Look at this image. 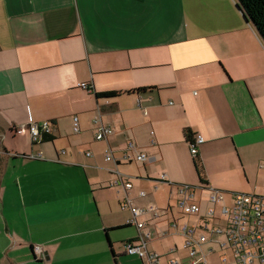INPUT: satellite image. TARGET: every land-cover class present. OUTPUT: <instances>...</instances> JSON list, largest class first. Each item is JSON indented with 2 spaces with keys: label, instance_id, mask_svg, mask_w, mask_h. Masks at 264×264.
I'll use <instances>...</instances> for the list:
<instances>
[{
  "label": "crops",
  "instance_id": "1",
  "mask_svg": "<svg viewBox=\"0 0 264 264\" xmlns=\"http://www.w3.org/2000/svg\"><path fill=\"white\" fill-rule=\"evenodd\" d=\"M143 88L152 90L134 92ZM106 92L131 93L95 97ZM43 122L52 141L16 131ZM100 123L113 134L97 142ZM185 130L203 139L205 189L227 188L217 174L242 169L257 181L264 170V43L234 0H0V264H142L124 253L137 235L121 233L133 225L106 193L116 169L135 163L123 160L129 142V155L160 165L154 189L192 183ZM163 217L145 222L161 230Z\"/></svg>",
  "mask_w": 264,
  "mask_h": 264
},
{
  "label": "built area",
  "instance_id": "2",
  "mask_svg": "<svg viewBox=\"0 0 264 264\" xmlns=\"http://www.w3.org/2000/svg\"><path fill=\"white\" fill-rule=\"evenodd\" d=\"M80 88L92 93V89L86 84H80ZM95 122H99L97 118ZM74 133L79 132L77 118H73ZM17 133L27 132L32 144L42 141L43 136H49L51 126L48 122L40 124L29 123L26 127H19ZM113 134L111 128L103 126L101 123L96 128L94 140L97 142L106 141ZM203 143L199 135H195L192 144L189 146V153L192 157L198 155V147ZM136 147L132 142L126 145L124 161H134L138 164L153 163L154 157H148L143 151H137L134 155L129 152L135 151ZM89 156V154H86ZM104 160L115 162L110 150L105 151ZM264 168L263 165H260ZM116 178L110 183V187H121L125 192L131 189L128 179L118 172H114ZM161 181H165V175L160 176ZM209 192L207 197L208 207L202 211L200 204L194 201V194L188 186L177 189L178 199L176 201L180 216L192 218L193 224L186 222L178 223L170 212H159L156 207L150 206L144 209L132 205L130 199L125 196L123 203L120 204L122 210H128L130 220L127 222L137 229V236L133 241L124 243V253L126 255L137 256L142 264H159L161 256L148 250L152 233L147 223L139 222V218L150 216L151 220L169 215L167 223L168 232L161 233L165 236L169 231H174L182 239V249L186 253L188 264H208V254L214 253L212 249L204 252L203 246L207 244L216 245L220 251H230L233 256L234 264H264V195L255 196L247 194H231L229 207H222L219 215H216L214 208L224 200L223 194L213 189H206ZM143 192L139 197H144ZM227 217V220L223 218ZM40 246H33L35 256H41ZM177 249H170L167 255L176 254ZM36 260V257H35ZM223 258L221 263L226 264ZM180 260L169 259L167 264H179Z\"/></svg>",
  "mask_w": 264,
  "mask_h": 264
},
{
  "label": "rangeland",
  "instance_id": "3",
  "mask_svg": "<svg viewBox=\"0 0 264 264\" xmlns=\"http://www.w3.org/2000/svg\"><path fill=\"white\" fill-rule=\"evenodd\" d=\"M236 7V4H235ZM237 9V7H236ZM238 10V9H237ZM62 129L65 131V135H72L71 131V123L68 121H63L62 122ZM94 149L90 150L91 153H97L98 156H101V160L103 159V153L102 155L100 154V151H102L103 144L102 143H94ZM233 158L235 162L237 163L238 166L241 165L240 163V157L237 154L236 151L233 153ZM261 165L264 167V162H259ZM141 164L135 165V163L128 164V165H121L118 167L116 170L122 174V176H131L135 177L136 174L138 173L140 175V178L137 176V179H130V183L133 186V190L129 192V199L130 201L133 199L134 203H132L133 206L137 208H147L150 206L156 207L160 209V213L162 212L161 210L166 209L168 206L171 208V211L174 214V217H176V213L179 215V210L177 208V189L182 187V186H188L189 190L193 192L194 194V201L198 202L202 208H207V197L209 192H207L204 188V186L200 185L196 175L194 168H192V162L190 161V172L193 176V182H188L186 184H174V185H164V184H157L155 188V184L151 181V179L155 176L160 175L162 173L161 171L159 172L160 165L154 164L153 166H149V163H147L145 166L146 168L143 169V167L140 166ZM194 167V166H193ZM211 168V165H210ZM149 176V179L146 178L145 174ZM214 180L220 181L222 183H225L227 185V188H224L223 190H219L221 194H223L224 200L220 203H218L214 208L216 209V215H219L220 209L224 206L229 207L230 201H231V194H247V195H255V196H263L264 195V170L258 173V178L257 181H255V175H248L242 171L240 173L238 172H225L223 174H217L214 175ZM128 179V178H127ZM177 185V186H176ZM140 187V189H139ZM111 196L109 197V194L106 193L108 197H106L107 201L110 199V203L115 206V208L122 213V215H126L127 219H130V213L128 210H122L120 208V204L123 203L125 199V194L122 190V188H111ZM109 190V189H108ZM140 191H144L147 193V197L138 199L137 195ZM118 192V193H117ZM157 202H155V201ZM163 206L164 208H160V206ZM149 216H143L139 218V222L144 223ZM165 218V217H163ZM162 218V219H163ZM126 219V220H127ZM184 220H179L178 223H183L186 222L188 224H193L195 222L194 219L188 218V217H183ZM224 220H227V217L223 218ZM168 232V228H163L161 230L157 228H151V233H152V238L151 242L148 244V249L149 251L156 253L160 256H165L168 254V251L170 249H177V254H174L170 257V259H182L183 264H188V261L186 259V253L182 249V243L183 239L176 234L174 231H169L170 236L158 240V234L161 232ZM127 232V233H126ZM121 233H126L128 236L134 235V237L137 235V229L135 226H132L130 229H126L125 231H122ZM120 233V234H121ZM134 240V239H133ZM132 240V241H133ZM121 246L120 244L118 245V248ZM212 249L214 253H211L208 255V264H222L221 261L223 258L226 259V264H234L233 262V256L232 253L228 250L226 251H220L216 245L213 244H207L203 246L204 252H207V250ZM169 258H162L160 260L159 264H166V260Z\"/></svg>",
  "mask_w": 264,
  "mask_h": 264
},
{
  "label": "trees",
  "instance_id": "4",
  "mask_svg": "<svg viewBox=\"0 0 264 264\" xmlns=\"http://www.w3.org/2000/svg\"><path fill=\"white\" fill-rule=\"evenodd\" d=\"M238 11L242 14L246 23H249L257 32L259 38L264 43V0H234ZM151 91L152 88L149 89H138L134 92L136 93H143L145 91ZM131 92H106L95 94L97 99L109 100L115 99L121 95H128ZM183 140L187 144L188 148L193 142L194 134L190 130L183 131ZM53 138L50 136H43L41 142L52 141ZM192 162L194 166L195 173L199 180V184L205 186V180L203 175V167L201 160L199 159L198 155L192 157ZM205 189V188H204ZM206 190V189H205ZM107 242L108 238H107ZM127 243V242H126ZM110 245V243H109Z\"/></svg>",
  "mask_w": 264,
  "mask_h": 264
}]
</instances>
